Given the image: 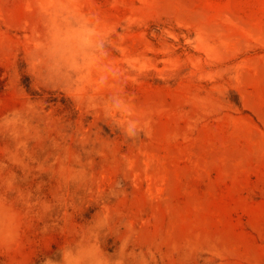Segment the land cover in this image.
<instances>
[{
  "label": "rangeland",
  "instance_id": "rangeland-1",
  "mask_svg": "<svg viewBox=\"0 0 264 264\" xmlns=\"http://www.w3.org/2000/svg\"><path fill=\"white\" fill-rule=\"evenodd\" d=\"M0 264H264V0H0Z\"/></svg>",
  "mask_w": 264,
  "mask_h": 264
}]
</instances>
